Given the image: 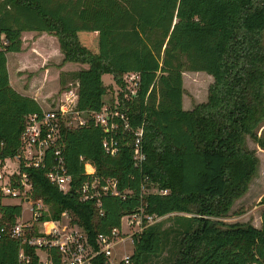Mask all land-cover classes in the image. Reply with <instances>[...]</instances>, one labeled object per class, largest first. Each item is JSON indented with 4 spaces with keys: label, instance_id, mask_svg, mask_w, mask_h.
<instances>
[{
    "label": "trees",
    "instance_id": "trees-1",
    "mask_svg": "<svg viewBox=\"0 0 264 264\" xmlns=\"http://www.w3.org/2000/svg\"><path fill=\"white\" fill-rule=\"evenodd\" d=\"M263 31L264 0H0V32L7 39L0 49V156L16 154L24 117L41 111L35 97L9 81L6 55L22 51L24 32L56 38L58 67L86 65L59 74L61 86L66 76L78 82L81 110L101 108L110 90L103 74L116 84L126 72L140 75L137 95L125 106L133 128L144 124L142 167L133 166L132 147L122 138L119 152L106 154L105 133L91 121L63 129L72 191L63 194L45 176L46 168H23L32 181L31 198L48 206L39 220L68 211L95 245L99 233L119 228L124 215L143 206L147 214L168 219L132 236L128 264H264V212L259 228L218 220L257 174L259 158L246 139L264 149V135L256 132L264 119ZM185 71L213 78L206 101L191 110L182 107ZM54 100L44 99L46 107ZM87 163L98 178H115L120 192L130 191L102 196V214L94 199L81 201L76 192L89 177ZM145 177L169 193L140 195ZM21 209L0 206L10 221ZM20 248L39 264L33 248L8 237L0 238V264H19ZM48 254L60 264L55 249ZM92 264L108 263L98 254Z\"/></svg>",
    "mask_w": 264,
    "mask_h": 264
},
{
    "label": "built area",
    "instance_id": "built-area-1",
    "mask_svg": "<svg viewBox=\"0 0 264 264\" xmlns=\"http://www.w3.org/2000/svg\"><path fill=\"white\" fill-rule=\"evenodd\" d=\"M7 44L4 33L0 32V49ZM140 86L138 72H126L122 75L121 83L107 93L112 96L103 97L102 106L98 111H86L78 108V82L70 84L59 96L51 102L48 108H41L40 112L30 113L24 117V125L19 138L16 154L13 156H0V206L6 197L18 198L30 204V218L22 219L14 215V220H6L0 211V238L8 237L17 240L21 245L34 249L39 264H53L48 250L55 249L60 257V264H92L98 254H103L108 264L112 255V241L125 236L122 232V222L127 226L131 238L140 233L147 225L152 224L157 217L145 212L140 206L136 211L121 218L119 228H113L110 233H99L92 245L87 234L76 222L71 214L63 211L58 219L39 220L43 212L44 203L31 198L32 181L23 168H46L45 176L66 194L71 190V175L68 173L63 156L62 130L78 128L90 121L100 127L105 136L102 148L109 156H115L120 149L121 138L129 142L132 147L133 166L141 168L146 156L142 148L144 124L133 128L127 113V102H131L137 95ZM2 142H0V148ZM10 160H15L11 165ZM88 164V163H87ZM86 164V166H87ZM89 176L76 189L79 200H95L100 214V198L104 195L125 197L130 191L120 192L115 178L101 179L91 172L85 171ZM169 189L158 187L157 184L144 178L140 187V195H167ZM22 208V206H21ZM126 234V235H127ZM133 242V241H132ZM40 251L44 252L41 257ZM130 255H125L118 263H129ZM17 260L19 264H31L30 256L23 248L19 249ZM116 263V264H118Z\"/></svg>",
    "mask_w": 264,
    "mask_h": 264
},
{
    "label": "rangeland",
    "instance_id": "rangeland-1",
    "mask_svg": "<svg viewBox=\"0 0 264 264\" xmlns=\"http://www.w3.org/2000/svg\"><path fill=\"white\" fill-rule=\"evenodd\" d=\"M49 36V35H48ZM44 35H24L22 34L23 50L22 52L25 55L22 56L24 69L22 71H17L16 75L18 76V82L20 84V89L22 94L24 95H32L33 93H28L25 91L28 87V81L32 76H39L42 71H44V67L47 68H56L58 67L57 62L58 55V46L55 45V39L53 37H48ZM262 45L264 46V31L262 33ZM31 47L34 50H30ZM32 51L35 55L33 57H29L28 53ZM12 55H7L8 62L11 60ZM49 58V59H47ZM15 72V71H14ZM55 72V71H54ZM13 71H11L12 75ZM191 71H185L183 74V88H184V100L191 102V106L194 107L196 104L202 103L206 100L207 90H208V81L206 78L201 79L202 77L198 76H190ZM203 76L208 75L205 72H201ZM209 76V75H208ZM211 76V75H210ZM55 79H51V82H46L44 85H41L40 82L37 83L35 88V97H39V95H45L44 99L46 102H49L56 99L59 94L70 84H74V80L70 76H66L65 83L61 86L59 84V80L56 82L53 81ZM102 83L109 87L110 89L115 88V81L111 74H103L101 76ZM33 96V97H34ZM112 95L107 93V98H110ZM41 108H47L45 103H41ZM264 120H262L256 129L258 135H264ZM247 146L250 149H256V144L249 137L247 138ZM258 151V149H256ZM257 156L259 157L260 163L257 170V174L255 178L251 181L248 189L247 195H245L244 199L239 201L237 199L233 205L231 206L228 214L225 217L218 218L219 221L230 224L234 222L240 223H250L257 228L260 227L261 217L264 212V202H261V197L264 195V152L258 151ZM15 160H10V164L14 165ZM85 171H89L87 166L85 165ZM3 204L5 205H19L21 204V200L18 198L6 197L3 199ZM22 219L26 220L30 218V204L26 202H22ZM45 212H48V206L45 204L42 206ZM174 214H171V216ZM185 215V214H181ZM71 218H74L73 215H70ZM167 216L162 218H156L152 223L166 220ZM170 224V220L165 222V225ZM122 232L125 236L118 237L112 241V255L109 257L111 263H118L120 259H122L125 255H131L133 252V242L130 234L128 233L127 226L122 222ZM127 234V235H126ZM41 257H44V252L40 251Z\"/></svg>",
    "mask_w": 264,
    "mask_h": 264
},
{
    "label": "crops",
    "instance_id": "crops-1",
    "mask_svg": "<svg viewBox=\"0 0 264 264\" xmlns=\"http://www.w3.org/2000/svg\"><path fill=\"white\" fill-rule=\"evenodd\" d=\"M23 34L24 35H32V37H34L35 35H38L39 33H37V32H24ZM39 35L48 36L47 33H42V34H39ZM50 37H53V36H50ZM53 39H55V43H56L55 45L58 46L56 38L53 37ZM23 44H24V42H23ZM23 44H22V50L24 49L23 48ZM30 50H34V48L31 47ZM57 50H58V48H57ZM27 53H28L29 57H33L35 55L32 51H29ZM8 54L12 55L11 60L9 62L7 60V69H8V73H9L10 84H11V86L14 89H16L18 92L22 93L21 89H20V84L18 82V76L16 75V72L17 71H22L24 69L22 56L25 55V53L21 51V52H18V53H8ZM58 55H59L58 61L60 60V62H61L62 54L59 52V50H58ZM47 59H49V58H47ZM60 62H57V64L59 65ZM43 67H44V71H42V73L39 76H35L34 75L28 81V87H27V89L25 91H27L28 93H33V96L36 93L35 88H36L38 82H40L41 85H44L48 81L51 82V79H55L56 82H57L59 80L60 72H65V73L73 72V71L79 70L80 68L86 67V65H81V64H78V63L67 62V63L62 64V66L56 67V68H47L45 66H43ZM11 71H13L12 75H11ZM191 72L192 73H190V76L202 77L201 79L206 78V80L208 81V85H210L213 82L212 76H210V75L209 76L208 75L203 76V74L201 73L202 71H197V72L191 71ZM183 74H184V72L182 73V78H183ZM55 80H53V81H55ZM182 82H183V79H182ZM29 96L33 97L31 94ZM44 96L45 95H39L38 98L35 97V96L34 97L38 101V103L41 105V103H45L44 102ZM206 99H207V97H206ZM205 101H203V102H205ZM191 105H192L191 102H188V101L184 100V93H183V96H182V107H183V109L184 110H191L193 108ZM263 130H264V128H263ZM246 141H247V139H246ZM256 149H258V151L264 152V149H261L257 145H256ZM256 149H253V150L256 151ZM258 151H256V155H257ZM259 163H260V160H259ZM88 165L91 166L90 164H87V166ZM92 169H93V167H92ZM247 193H248V191L241 198H239V201L243 200L245 195H247Z\"/></svg>",
    "mask_w": 264,
    "mask_h": 264
},
{
    "label": "bare ground",
    "instance_id": "bare-ground-1",
    "mask_svg": "<svg viewBox=\"0 0 264 264\" xmlns=\"http://www.w3.org/2000/svg\"><path fill=\"white\" fill-rule=\"evenodd\" d=\"M87 169L89 170L88 172H91L93 169H92V167L91 166H87Z\"/></svg>",
    "mask_w": 264,
    "mask_h": 264
},
{
    "label": "water",
    "instance_id": "water-1",
    "mask_svg": "<svg viewBox=\"0 0 264 264\" xmlns=\"http://www.w3.org/2000/svg\"><path fill=\"white\" fill-rule=\"evenodd\" d=\"M71 191H72V189H71Z\"/></svg>",
    "mask_w": 264,
    "mask_h": 264
}]
</instances>
